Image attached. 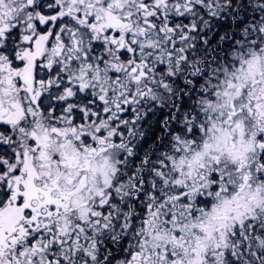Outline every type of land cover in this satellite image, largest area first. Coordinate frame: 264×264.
<instances>
[{
  "label": "snow or ice",
  "instance_id": "1",
  "mask_svg": "<svg viewBox=\"0 0 264 264\" xmlns=\"http://www.w3.org/2000/svg\"><path fill=\"white\" fill-rule=\"evenodd\" d=\"M0 264H264V0H0Z\"/></svg>",
  "mask_w": 264,
  "mask_h": 264
}]
</instances>
